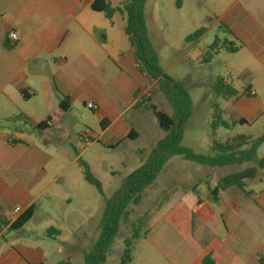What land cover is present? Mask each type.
Listing matches in <instances>:
<instances>
[{"label": "crops", "instance_id": "obj_1", "mask_svg": "<svg viewBox=\"0 0 264 264\" xmlns=\"http://www.w3.org/2000/svg\"><path fill=\"white\" fill-rule=\"evenodd\" d=\"M93 2L0 0V214L10 222L31 206L35 216L40 199L66 184L63 173L47 166L54 160L51 149L70 134L88 135L75 131L79 123L73 114L80 106H98L102 137L111 147L142 138L137 119L127 116L141 114L144 106L138 104L145 94L151 98L150 87L157 81L135 60L124 33L125 15L107 18L92 9ZM233 17L244 26L236 35L247 38L250 11H234ZM10 32L17 40L9 38ZM62 97L71 99L70 109L60 108ZM48 119V127L38 128ZM213 198L210 194L207 201L199 197L190 204L177 193L160 207L149 237L143 238L157 248L153 257L167 264H205L206 258L213 264H264V170L243 190L232 186L220 191L217 201ZM5 230L9 227L0 225L1 240ZM64 246L58 254L65 253ZM47 262L40 247L14 248L5 240L0 247V264Z\"/></svg>", "mask_w": 264, "mask_h": 264}, {"label": "rangeland", "instance_id": "obj_2", "mask_svg": "<svg viewBox=\"0 0 264 264\" xmlns=\"http://www.w3.org/2000/svg\"><path fill=\"white\" fill-rule=\"evenodd\" d=\"M109 1L115 8L129 0ZM241 9L250 11L252 16L253 24L247 38L236 35V30L240 26L244 29V26L241 20L234 19L233 14ZM116 17L120 23L121 16ZM145 17L160 67L167 76L181 82L191 98V116L182 145L206 155L211 153L213 140L224 142L238 135L255 140L264 136V0H147ZM200 29L203 33L198 39L188 40ZM214 42L219 47L216 51L210 50ZM231 45L238 51L222 48ZM219 79L237 89L239 97H218L213 85ZM149 92L159 110L173 115L158 83L150 87ZM215 105L222 110L225 121L233 123L244 118L248 123L237 124L229 130L220 127L213 136L211 122ZM141 109L140 115L131 111L127 118L137 119L142 138L111 147L102 137L97 111L80 106L73 114L75 122L79 123L75 131L80 137L86 132L92 140L91 145L86 147L82 138L70 134L63 144L51 149L54 160L47 170L63 173L66 184L43 196L32 220L20 230H5L3 240L14 248L19 245L42 248L48 258L46 264H84L85 253L93 248L101 233L105 200L146 162L156 143L165 136L152 112L146 106ZM83 113L87 119L83 118ZM262 158L264 143L252 161L219 168L202 166L182 156L173 157L146 190L141 202L128 207L129 219L120 223L105 264H117L124 239L131 235L132 224L140 219L146 223L143 230L147 237L154 214L177 193L184 194L190 204L199 197L207 201L220 178L256 166ZM85 166L101 183L102 195L84 179ZM11 214L15 216L13 212ZM48 233L54 238H48ZM3 240L0 239V247ZM63 246L65 253L58 254L57 249ZM156 251L150 241H138L133 252L135 264H167L165 258L153 257Z\"/></svg>", "mask_w": 264, "mask_h": 264}, {"label": "trees", "instance_id": "obj_3", "mask_svg": "<svg viewBox=\"0 0 264 264\" xmlns=\"http://www.w3.org/2000/svg\"><path fill=\"white\" fill-rule=\"evenodd\" d=\"M147 0H129L120 7L113 8L105 0H94L92 9L103 12L107 18H111L116 12H120L126 17L124 33L130 45L134 49V57L138 65L142 68L146 76L158 83L160 90L164 93L169 105L173 110V115H169L152 102L150 97L143 98L138 104L146 106L158 121L159 127L164 131L165 136L160 139L151 150L146 162L129 175L122 183V186L109 198L105 200V208L100 222V236L93 248L84 255V264H105L114 243V239L119 231L120 223L129 219L128 207L130 204L138 205L143 199L146 190L151 187L160 176L164 166L175 156H182L185 160L195 162L210 168L223 167L232 164H243L250 162L256 156L257 149L264 143V136L253 140L246 135H238L229 138L224 142L213 140L210 154H198L192 149L182 145L186 124L191 116V98L181 82L167 76L159 64V58L151 43L145 17V4ZM203 33L200 29L191 35L188 40L198 39ZM218 45L214 42L210 50L216 51ZM223 49L236 52L237 48L222 47ZM213 89L218 97L224 99L239 97V91L232 85L227 84L223 79H219ZM247 91L250 88L246 89ZM72 101L69 97H62L60 108L68 110ZM215 112L211 122L213 136L218 128L231 129L235 125L247 124L248 121L241 118L233 123L225 121L222 117V110L215 105ZM50 124V119L39 124L38 128L44 129ZM100 126L104 129L103 121ZM131 139V137H129ZM133 140V139H132ZM250 145V148H246ZM264 170V158L258 161L256 166L246 168L239 172L223 176L211 190L214 196L213 201H217L220 191L235 186L243 190L246 181L253 180L258 176L259 171ZM84 179L95 186L102 195V185L89 171L87 166L84 169ZM1 212V206H0ZM35 214V206L26 209L13 222L6 220L0 214V225L8 226L9 230H20L32 220ZM145 221L140 219L138 223L132 224V233L124 239V247L120 256L119 264H131L133 252L138 241L143 239L147 232L143 229ZM51 232V231H50ZM58 233V231H55ZM48 236H52L48 233ZM205 264H213L209 258ZM59 264H70L61 262Z\"/></svg>", "mask_w": 264, "mask_h": 264}, {"label": "built area", "instance_id": "obj_4", "mask_svg": "<svg viewBox=\"0 0 264 264\" xmlns=\"http://www.w3.org/2000/svg\"><path fill=\"white\" fill-rule=\"evenodd\" d=\"M9 38L11 40L15 41V40H17V34L15 32H10L9 33ZM251 94L252 95H255L254 92H252ZM87 108L89 110H92V111H97L98 110V106L96 104H94L93 102H89L87 104ZM82 141L84 142V144H85L86 147L90 146L91 143H92V140H91V138H90L89 135H84V137L82 138ZM15 211L18 212L19 209H16Z\"/></svg>", "mask_w": 264, "mask_h": 264}]
</instances>
